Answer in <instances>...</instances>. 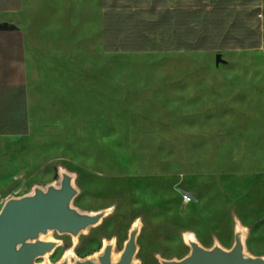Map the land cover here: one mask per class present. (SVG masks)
Instances as JSON below:
<instances>
[{"label":"rangeland","instance_id":"obj_1","mask_svg":"<svg viewBox=\"0 0 264 264\" xmlns=\"http://www.w3.org/2000/svg\"><path fill=\"white\" fill-rule=\"evenodd\" d=\"M259 4L260 48L232 42L233 50L218 51L32 55L31 132L0 142L1 165L32 167L11 193L57 180L61 166L76 174L74 206H114L79 237L80 258L113 237L117 255L137 218L141 264L187 255L185 231L204 247L217 239L229 248L233 215L251 227L248 251L264 255V0ZM53 237L63 245L52 263L72 245L70 237Z\"/></svg>","mask_w":264,"mask_h":264},{"label":"crops","instance_id":"obj_2","mask_svg":"<svg viewBox=\"0 0 264 264\" xmlns=\"http://www.w3.org/2000/svg\"><path fill=\"white\" fill-rule=\"evenodd\" d=\"M234 1L241 10L243 0ZM247 8L260 10L259 0ZM192 10L193 0H0V142L25 139L31 132L28 67L32 55L167 53L112 52V47L139 40L156 45L187 43L186 25L178 26L177 18L178 13ZM175 52L187 51H169ZM31 169L19 163L0 164V207L5 198L16 196L11 193L16 178ZM258 198V212H262L264 183ZM259 220L264 223V217ZM244 226L249 237L251 227Z\"/></svg>","mask_w":264,"mask_h":264},{"label":"water","instance_id":"obj_3","mask_svg":"<svg viewBox=\"0 0 264 264\" xmlns=\"http://www.w3.org/2000/svg\"><path fill=\"white\" fill-rule=\"evenodd\" d=\"M219 60V56H217ZM57 180L46 184H34L20 196H9L0 207V264H141L136 259L137 239L142 227L141 219L131 224L127 239L117 255L114 254L115 237L103 239L98 252L80 258L75 248L81 235L99 226L114 209L110 206L97 211H85L74 206L79 194L76 174L57 167ZM233 243L222 246L217 239L210 247H204L192 231L182 233L183 243L189 248L180 259H164L156 255L159 264H264V256L251 254L246 247L248 227L235 215ZM67 236L72 245L61 258L52 263L50 256L63 245L53 236Z\"/></svg>","mask_w":264,"mask_h":264},{"label":"trees","instance_id":"obj_4","mask_svg":"<svg viewBox=\"0 0 264 264\" xmlns=\"http://www.w3.org/2000/svg\"><path fill=\"white\" fill-rule=\"evenodd\" d=\"M243 0L242 9H237L234 0H193L191 12L178 13L177 25H186L187 43L161 44L130 42L114 44L112 52H169V51H218L233 50L232 42L246 48H260L259 8L248 10ZM207 2V3H206ZM191 24V25H190ZM239 49H243L242 46Z\"/></svg>","mask_w":264,"mask_h":264},{"label":"built area","instance_id":"obj_5","mask_svg":"<svg viewBox=\"0 0 264 264\" xmlns=\"http://www.w3.org/2000/svg\"><path fill=\"white\" fill-rule=\"evenodd\" d=\"M191 199H192V197H191V195L188 194V193H184V194L182 195V200H183V203H184V204H188V203L191 201Z\"/></svg>","mask_w":264,"mask_h":264}]
</instances>
